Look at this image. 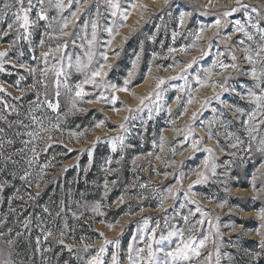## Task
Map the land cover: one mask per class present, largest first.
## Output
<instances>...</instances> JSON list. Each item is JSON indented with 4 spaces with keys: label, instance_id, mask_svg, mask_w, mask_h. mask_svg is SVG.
I'll return each instance as SVG.
<instances>
[{
    "label": "snow or ice",
    "instance_id": "snow-or-ice-1",
    "mask_svg": "<svg viewBox=\"0 0 264 264\" xmlns=\"http://www.w3.org/2000/svg\"><path fill=\"white\" fill-rule=\"evenodd\" d=\"M193 10H199L201 15H211L213 13L208 11L212 4V0H208V4H199L195 0H190ZM106 5V7H104ZM164 5H169V0H164ZM139 10L140 18L137 24L147 22V17L144 13L150 12L149 6L146 3H139V0H0V25L6 23V29L0 28V41H3L5 36L14 33L8 41L9 49L15 50L17 45L24 41L28 44L31 52L32 65L20 63L19 67L26 69L28 74L32 76L33 83L29 86L33 89L32 98L25 101L24 96L28 93L23 88H20L19 81L15 85L23 95L20 97H13V100H20L30 106L21 112L23 104H9L3 95H0V121L7 125V129H12L16 125L14 134L20 138L21 147L13 148L16 140L8 135L7 129L0 125V173H4L8 164H19L21 160L27 165L18 175V179L22 182L23 192L27 194L29 200L37 199L39 193L34 196L29 189L35 185L40 188V180L47 176L46 169L55 167V155L51 160H47L43 164H39V155L47 153L52 149L54 142L59 139L54 133H63L62 127L64 119L69 114L75 112H85L87 109L80 107L81 104H105L109 105L110 111H127L128 115L123 117V122L118 124L114 129H106L107 131H116L117 135L101 139L96 137L92 142V147L83 151H87L89 156V165L92 164V155L95 145L98 143H106L110 145L111 152L116 154L119 150L118 158L109 156L105 158L100 165V171L103 173L102 179V193L100 200L92 202L90 205L86 204L85 208L90 207L93 213L104 215L101 211L104 207L103 201L106 200L111 186L117 185L119 181L118 167L113 165H120L124 161L123 152L126 148L133 147V145L126 143L128 137L132 134V125L130 122L139 120L142 128H145L149 121H152L155 116L159 115L161 111H167L171 122L175 124V120L187 114L191 105L197 102V97L193 92H197L203 88H211L214 95L209 96L200 103L198 111L191 114L190 120L185 123L183 129L173 128L178 134L183 133V139L176 142L175 146L170 148L173 156L182 154L185 150L184 145H188L192 152L203 151L207 154L203 160V171L196 170L193 174L196 179L184 187V181L189 177L183 171L178 173H164L156 172L153 167V172L157 175H163L165 178L172 175L175 178V183L180 187L174 188L171 185L167 186L163 192H156V185L148 183H133L131 188L146 189L152 188L155 192L154 198L158 200L157 210L165 213L163 217L157 218L154 226H150L152 217L142 216L140 221L135 224V230L130 233L129 240L126 247H121V240L108 239L104 233H99L98 239L101 243L97 246L94 254L89 253L92 247L90 238L81 237L79 241L72 235L74 243L82 245V252L89 253L87 258L82 254H77L78 260H83L84 264H221V253L219 247L214 249V252H209L205 256L203 250L207 247L209 237L212 233L204 235L205 224L212 225V219L199 206L196 200L193 199L195 195L194 189L197 185L206 183L210 176L216 177L217 164L215 163L216 153L213 148L205 147L202 137H197L193 132V124L197 119L203 115L205 111L210 110L213 113L212 119L207 121L205 126L201 122L203 130L207 133L208 140H215L219 150L228 156H238L240 152L244 155L239 156L241 164L247 159L253 158V153H258L261 162L258 172L261 177H264V6L245 4L243 0H236L235 7L223 10L216 16L211 25H202L199 29L184 33V35H192L193 40L190 44H185L179 48L168 47L167 52L169 56L163 57L165 59L171 58L173 63L171 67L173 71L180 68V61H176L171 54L180 52L186 55L190 54L191 48L201 50V54L195 57L190 62L183 64V69L177 76L171 77V80L183 81L182 84L173 85L164 79L158 78L154 89L145 97L140 98L139 105L136 108H130L127 105L117 107V102L120 97L117 93L130 92L128 87L135 70L138 67L140 55L137 54L136 59L132 62V69L129 70L127 78L123 80V85H117L107 79L108 73L105 69H112L113 65L108 63L110 58L109 49L112 50V55L119 56V52L114 49L113 42L116 36L119 35V29L127 26V21L132 15L133 11ZM163 11V9L161 10ZM241 12L244 16V21L241 19H232L235 13ZM54 13V14H52ZM171 15L169 11L166 13ZM193 13L188 10L178 12L177 26L185 28L187 18ZM255 14V15H253ZM159 18L163 20V15ZM101 19L105 21L101 26ZM233 25L232 31L224 33L223 29L227 24ZM71 26L72 30H69ZM216 31L212 37L207 38L206 47H201V42L205 40L204 33L210 31L211 28ZM159 31V28L157 29ZM39 31L40 39L37 43H33L32 36ZM132 31H136L134 27ZM100 33H106L107 39H104ZM242 33L234 44H229L228 41L232 39L233 35ZM181 32L173 30L171 39L175 43ZM225 36V39L221 37ZM128 37L124 38L127 42ZM155 41V36L150 37ZM54 42V46H53ZM224 45V50L219 49V45ZM122 48V45L119 46ZM239 47L243 52L242 57H237L236 48ZM37 48L45 49L37 52ZM215 50V58L211 60V67L204 69V76L199 72L191 73L189 69L200 64L201 60L210 57ZM24 51H19V56H23ZM8 57V51H0V73L11 74L6 64L11 66V69H16V64L11 63L12 58ZM221 57L229 58L225 62ZM246 61L249 68L245 69L241 66L240 61ZM156 67L164 68V65H156ZM152 65L149 66V73ZM232 69V72L224 76L222 81L213 80L212 77L223 75L227 69ZM194 79H191L193 77ZM247 75L251 80V84L240 83L239 86L230 84L234 76ZM79 77L73 80V77ZM26 79L20 76V81ZM195 85V87H193ZM170 88H175L177 95L174 97L176 104L181 108V111L175 118H172V108L164 103L165 93ZM219 91H216V89ZM0 93L7 95L5 89L0 86ZM179 93H183L182 96ZM225 93H235L240 100L246 101L249 107L247 110L240 106L239 101H228L223 99ZM65 100V107L67 111H63L61 107V98ZM87 98V99H86ZM34 105V106H31ZM215 105V106H214ZM227 106L236 115L239 120L240 128L246 139L242 138L236 132L230 130L231 125L235 121H227L224 107ZM40 113V115H37ZM15 114L16 119H9V116ZM23 117V118H21ZM25 120L28 123H25ZM107 118L102 121H97L95 128L105 129ZM220 124L225 128V138L230 141L227 147L220 144L219 132H214L213 129ZM90 129L83 131L72 132L69 131L70 137H80ZM48 133L47 136L44 134ZM27 139H23V137ZM42 142V144L40 143ZM61 145L63 140L59 141ZM165 139L163 136L159 137V143L153 142V148H158L164 151ZM177 146L180 151L177 152ZM8 149L5 152V149ZM39 149V151H38ZM228 149H236V152L228 151ZM69 152L72 149H68ZM19 154V158H16ZM30 154V155H29ZM63 155V153H60ZM79 155V154H78ZM146 156L153 157L155 160H160L161 157L153 152H148ZM191 156L189 157V159ZM139 159L136 157L133 160ZM151 163V161H149ZM166 166L171 167L176 164L175 160H166ZM183 163L182 161L180 162ZM231 164L232 161H228ZM33 167L36 168V174L32 172ZM79 169L80 172L87 174L89 168H79V164L72 166ZM144 170L143 168L138 171ZM64 172L68 171L67 167L63 168ZM13 179L17 178L15 172L9 173ZM116 174V175H114ZM109 177H113L109 179ZM256 177H253V192L256 195L264 193V180L261 186L255 184ZM7 187H12L14 190L8 197L10 211L17 217L16 223L20 225L22 230L15 231V238L12 237L13 228L6 227L8 221L5 217L0 216V236L7 235L6 244L8 247L0 248V264H17L13 259L14 251L13 244L19 242V238L25 235L31 237L33 227L39 229L40 234L35 237V247L30 255H39L41 264H48V259L45 253L53 251L55 244L61 246V250L66 249L68 252H73V246L65 244V238L69 234L74 233L73 226L67 223V214L71 212L73 219L79 220L83 213L72 211L65 203L60 201L59 210L53 213V210L45 206L43 212L55 222L57 218L63 220V225L58 229V233H54L51 228L47 227L42 218L34 217L31 213L23 215V212H18L16 208L12 207V201L15 199L23 200L21 194V187H17L6 178L0 179V193H3ZM129 188L125 187L124 192L118 197L117 201L112 203H119L121 205L126 203V196ZM183 196L185 203H174L172 211L169 212L165 208L168 200L178 201ZM81 196L84 194L81 193ZM136 199H143L141 194L133 193ZM131 198V197H129ZM210 199V198H208ZM79 204V202H77ZM186 204L196 205L195 210L188 209L184 213L183 209ZM110 207L111 205H107ZM219 204V207H223ZM24 209L29 205L25 204ZM139 212L144 211V206L137 209ZM199 216L196 219H190L196 214ZM125 215H135L132 206L128 205V211ZM22 217V218H21ZM183 221V226H179L177 218ZM163 220V227L160 220ZM258 219L264 221V209H261ZM35 221V224H33ZM103 223L104 221H99ZM196 225L200 226L201 236L197 237ZM113 223H109L108 227L111 229ZM215 227V226H214ZM264 228V224L260 225ZM121 232V236H123ZM218 234V227H217ZM256 235L261 237L259 243L260 252L255 253L256 257L264 255V231H257ZM230 246L236 247L232 241H228ZM59 255V254H57ZM213 256L215 259L213 260ZM226 258L231 261L230 254H226ZM67 264V261H65Z\"/></svg>",
    "mask_w": 264,
    "mask_h": 264
},
{
    "label": "rangeland",
    "instance_id": "rangeland-1",
    "mask_svg": "<svg viewBox=\"0 0 264 264\" xmlns=\"http://www.w3.org/2000/svg\"><path fill=\"white\" fill-rule=\"evenodd\" d=\"M213 1V0H212ZM221 1H223L221 3ZM196 3H202V0H195ZM139 3H146L151 9L150 12L144 13L147 17V22H142L137 24L140 18L139 10L133 11L132 15L127 21V26L119 29V35L116 36L113 42V48L119 52V56L115 57L112 55V50L109 49V60L108 63L113 65L112 69H105L108 73L107 79L112 83L117 85H123V80L127 78L129 70L132 69V62L136 59L137 54L140 55V60L138 62V67L131 78L129 88L130 92H120L117 95L120 100L117 102V107H123L127 105L130 108H136L139 105L140 98L147 96L153 89L155 84L158 82V78L164 79L173 85L182 84L183 81L171 80V77L177 76L183 69V64L190 62L195 57L200 56L201 50L196 48H191L190 54L186 55L184 53H174L171 54L175 57L176 61H180L181 66L175 71L171 67H168L173 63L171 58H163L169 56L167 49L168 47L179 48L185 44H190L193 40L192 35H184V33L189 32V30L195 31L199 29L202 25H211L217 15L223 10L231 9L235 7L236 0H234L233 5L230 6L229 0H214L208 11L213 13L211 15H201L199 10H193L190 0H169V5H164V0H139ZM222 5H221V4ZM245 4L261 5L264 6V0H243ZM106 7V5L104 6ZM163 9V11H161ZM188 10L193 14L187 18L186 27L179 28L177 26V14L178 12ZM171 12V15L166 13ZM54 14V13H52ZM163 15V20L159 18ZM255 15V14H253ZM232 19H241L244 21V16L241 12H237ZM101 26L105 23L103 19L100 21ZM136 31H132L133 28ZM0 28L6 29V23L0 25ZM159 28V31L157 30ZM233 25L231 23L227 24L223 29L224 33L231 32ZM71 26H70V29ZM173 30L181 32V35L177 37L175 43L171 39V33ZM216 29L213 27L210 31L204 33L205 40L201 42V47H206L207 38L212 37ZM14 33H10L5 36L3 41H0V51H8V57L12 58L11 63L16 64V69H11L9 64L5 67L9 69L11 74L0 73V86H2L7 95L0 93L4 96V99L9 104H23L21 107V112H24L30 105L23 103L20 100H13V97H20L23 93L17 89L15 86L19 81L20 88H23L25 92L28 93L24 96V100H30L32 98L33 89L29 87L33 83V77L28 74L26 69L20 68V63L27 65H32L34 61L32 60L31 52L29 51L28 44L21 41L15 50L9 49L8 41ZM104 39H107L106 33H100ZM242 33H237L232 36V39L228 41L229 44H234ZM155 36V41L151 40L150 37ZM128 37L127 42H124V38ZM226 37L222 35L221 39ZM40 39L39 31L35 32L32 36L33 43H37ZM122 45V48L119 46ZM54 46V42H53ZM219 49L224 50V45L220 44ZM23 50L24 55L19 56V51ZM45 49L37 48V52L43 51ZM215 48L210 57L201 60L200 64L194 66L193 69H189V72L196 73L199 72L200 75L204 76V69L211 67V60L215 58ZM237 57H242L243 52L239 47L236 48ZM225 62L230 60L229 58L221 57ZM240 64L243 68L247 69L250 65L246 61L241 60ZM152 65L151 72L149 73V66ZM156 65H164V68L156 67ZM232 72V69H227L224 71L223 75L213 76V80L222 81L224 76H227ZM20 76L26 77L23 81H20ZM79 77L74 76L73 80H77ZM191 79H194L191 77ZM153 80V81H152ZM150 86L148 87V83ZM152 82V84H151ZM230 84L239 86L240 83L251 84V80L247 75L244 76H234L233 80L229 82ZM195 87V85H193ZM150 89V90H149ZM216 91H219L217 88ZM175 88H170L165 93L164 103L172 108V118H175L181 111V108L176 104L174 97L177 95ZM182 96L183 93H179ZM193 95L197 97V102L191 105L188 109L187 114L175 120V124L171 122L167 111H161L159 115L155 116L152 121H149L146 130L142 128L139 120L130 122L132 125V134L126 140V143L133 145V147L126 148L123 152L124 161L120 165H113V167H118L120 169L119 181L117 185L111 186V190L108 193L106 200L103 201L104 207L101 211L104 215H98L93 213L85 205H90L92 202L100 200L102 193V179L103 173L100 171V165L104 162L105 158L113 156V158H118L120 152L113 154L109 144L98 143L95 145L92 155V164L89 165V156L87 151H83L92 147V142L95 141L96 137H100L102 140L106 137H111L117 135L116 131H107L106 129H114L118 124L123 122V117L128 115L127 111H110L109 105L105 104H81L80 107L87 109L85 112H75L74 114H69L65 119L62 127L64 132L54 133L59 139L54 142L52 149L48 152L41 153L39 155V164H43L47 160H51L53 155H55L56 164L55 167H50L46 169L47 176L40 180L41 187L36 188L33 185L29 191L35 196L37 192L39 196L37 199L29 200L27 194L23 192L22 182L18 179V175L23 171L27 165L21 160L19 164L13 165L8 164V168L4 173H0V179H8L17 187H21V194L23 195V200L15 199L12 201V207L16 208L18 212H23V215H28L31 213L34 217L42 218L47 227L51 228L54 233H58V229L63 225V220L57 218L55 222L43 212L45 206L53 210V213L59 210L60 201L63 200L71 208L72 211L82 212L83 216L79 220L73 219L71 212L67 214V223L74 227L75 231L69 234L65 238V244L73 246V252L70 253L66 249L61 250L59 244H55L53 251L45 253L48 259V264H84L83 260L77 259V254H82L87 258L88 254H94L97 246L101 243L98 239L99 233H104L105 237L108 239L121 240V247H126L129 240L130 233L135 230V224L140 221L142 216L152 217L153 220L150 222V226H154V222L157 218L163 217L164 212L157 210L158 200L154 198L155 192L152 188L140 189L131 188L133 183H148L151 185H156V192H163V190L171 185L174 188L180 187V185L175 183V178L172 175L166 178L163 175H157L153 172V167L156 172L164 173L165 171L169 173H178L183 171L189 178L184 181V187L186 188L188 184H191L196 176L193 174L196 170L203 171V160L206 158L207 154L203 151L192 152L188 145H184L185 150L182 154L173 156L170 152V148L176 145V142L183 139V133H177L173 131V128L183 129L185 123L190 120L191 114L194 111H198L200 108L202 96H212L214 91L211 88H203L197 92H193ZM87 99V98H86ZM223 99L228 101H239L241 107L247 108L249 105L246 101L240 100L235 93H225ZM34 106V105H31ZM215 106V105H214ZM61 107L63 111H67L65 107V100L61 98ZM226 113L227 121H235L231 125L230 130L241 135L242 138L246 139L243 133V129L240 128L239 120H237L236 115L227 106L224 107ZM40 115V113H37ZM213 113L208 110L200 116L197 121L193 124V132L197 137H202L204 140V146L213 148L216 156L215 163L217 164L216 177H211L204 183L197 185L194 189L195 195L193 199L197 201L199 206L208 214L212 219V225L205 224L204 235L212 233L209 237L207 247L203 250L206 256L209 252H214L216 247H219L222 259L221 264H264V255L259 257L255 256V253L260 252L259 243L261 237L256 235L257 231H264V228H260L264 221L258 219V215L261 209H264V193L256 195L253 192V177L255 176V184L259 187L262 184L264 177H261L257 171L261 162V158L258 153H253L252 159H247L241 164L239 156L244 155L240 152L238 156H228L221 152L216 145L215 140H208L207 133L203 130L201 122L206 126L207 121L212 119ZM15 114L9 116V119H16ZM23 118V117H21ZM107 118L105 129L95 128L94 125L97 121H102ZM25 123H28L25 120ZM0 125L7 129V125L0 121ZM16 125H13L12 129H7L8 135L16 140V143L12 146L13 148L21 147L20 138L16 137L14 134V129ZM85 129H90V131L85 132L83 136L80 137H70L69 131L77 132L83 131ZM214 132H219L220 144L227 147L230 143L229 140L225 138V128L221 127L219 123L213 129ZM45 136L48 133L44 134ZM163 136L165 139L164 151H160L158 148H153V142L159 143V137ZM27 139V137H23ZM60 140L64 141V144H60ZM42 144V142H40ZM68 149H72L71 152ZM8 149H5L7 152ZM39 151V149H38ZM180 148L177 146V152ZM228 151L236 152V149H228ZM148 152H153L161 157L160 160H155L153 157L146 156ZM60 153H63L61 155ZM79 154V155H78ZM30 155V154H29ZM191 158L189 159V157ZM135 164H133V160ZM16 158H19V154H16ZM166 160H175L176 164L171 167L166 166ZM151 161V163H149ZM183 162L182 164L180 162ZM228 161H232L228 164ZM79 164V168H89L87 174L80 172L79 169L73 168L72 166ZM2 165V162H0ZM67 167L68 171L64 172L63 168ZM143 168L144 170L138 171V169ZM15 172L17 178L13 179L9 174ZM33 174H36V168L32 169ZM116 175V174H114ZM113 177H109L112 179ZM125 187L129 188V192L126 196V203L121 205L117 201L118 197L124 192ZM12 187H7L3 193H0V216H3L8 221L6 227L13 228L12 237L15 238V231L22 230L20 225L16 223L17 217L10 211L8 197L13 192ZM84 195L81 196L80 194ZM133 193L141 194L144 198L136 199ZM131 197V198H129ZM210 198V199H208ZM79 202V204L77 203ZM174 203H185L183 196L178 199V201L168 200L165 204V208L169 212L172 211V206ZM27 204L29 207L24 209V205ZM132 206V210L136 213L135 215H125L124 213L128 211V205ZM143 204L144 211L141 213L137 209ZM219 204L224 206L221 208ZM107 205H111L108 207ZM196 205L186 204L183 209L184 213L188 212L189 208L195 210ZM196 216L190 219H196ZM22 218V217H21ZM99 221H104L100 223ZM179 226H183V221L177 218V223ZM113 223L114 226L109 229L108 224ZM161 226L163 227V220H160ZM35 224V221H33ZM215 226V227H214ZM218 227V234H217ZM197 231L195 235L197 237L201 236L200 226L196 225ZM123 232V236H121ZM39 229L33 227L31 237L25 235L19 238L18 243L13 244V259L16 260L17 264H41V258L39 255H30L35 247V237L39 235ZM72 235L75 236L76 240L79 241L81 237L90 238V243L92 247L89 249V253L82 252V245L74 243ZM8 239L7 235L0 236V248H6L8 245L6 241ZM228 241H232L236 247L230 246ZM59 254V255H57ZM226 254H230L231 261L226 258ZM215 256H213V260Z\"/></svg>",
    "mask_w": 264,
    "mask_h": 264
},
{
    "label": "bare ground",
    "instance_id": "bare-ground-1",
    "mask_svg": "<svg viewBox=\"0 0 264 264\" xmlns=\"http://www.w3.org/2000/svg\"><path fill=\"white\" fill-rule=\"evenodd\" d=\"M214 2V0L212 1V3ZM223 1H221V3H222ZM229 2H230V6H232L233 5V2H234V0H229ZM202 3H205V4H208V0H202ZM220 3V4H221ZM223 4V3H222ZM221 4V5H222ZM153 81V80H152ZM151 84H152V82H151ZM150 86V82L148 83V87ZM150 90V89H149ZM204 98H206V96H202L201 97V99H204ZM202 102V101H201Z\"/></svg>",
    "mask_w": 264,
    "mask_h": 264
}]
</instances>
